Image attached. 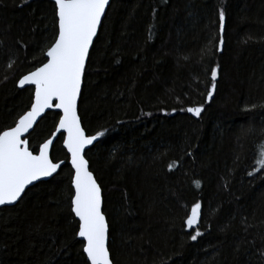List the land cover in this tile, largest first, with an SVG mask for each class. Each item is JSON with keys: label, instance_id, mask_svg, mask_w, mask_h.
Listing matches in <instances>:
<instances>
[{"label": "trees", "instance_id": "trees-1", "mask_svg": "<svg viewBox=\"0 0 264 264\" xmlns=\"http://www.w3.org/2000/svg\"><path fill=\"white\" fill-rule=\"evenodd\" d=\"M56 34L52 0H0V130L30 108L33 88L18 81L46 62L41 50ZM213 68L217 88L206 103ZM201 105L199 118L181 111ZM78 114L86 135L105 133L85 158L103 192L113 264H264V174L255 167L264 145V0H112ZM58 119L48 112L38 122L30 149ZM62 140L51 152L64 161L59 172L0 208V264H86ZM197 202L200 222L189 229Z\"/></svg>", "mask_w": 264, "mask_h": 264}, {"label": "snow or ice", "instance_id": "snow-or-ice-1", "mask_svg": "<svg viewBox=\"0 0 264 264\" xmlns=\"http://www.w3.org/2000/svg\"><path fill=\"white\" fill-rule=\"evenodd\" d=\"M57 34L54 41L41 52L46 62L24 75L18 86H34V100L29 111L20 115L14 126L0 130V206L15 205L21 201L30 185L45 178L54 177L63 162L50 158L53 139H47L38 149L29 145L30 129L46 110L58 109L56 133L63 138V146L69 154L73 170L71 181V211L78 219V237L83 242L86 264H113L108 247V224L102 211L101 187L89 170L85 150L99 137L86 135L78 114L89 50L97 36L109 0H54ZM225 13L219 12V30L224 31ZM224 41L221 36L219 45ZM222 50V49H218ZM218 70L211 69L210 87L205 102H210L217 88ZM187 111L199 118L204 111L201 106H189ZM28 134V135H26ZM38 152V154H34ZM256 171L264 174V145L255 154ZM171 171V166L169 167ZM248 175H253L249 172ZM198 183V182H197ZM201 204H193L186 225L192 229L200 222ZM199 231L191 235L196 241Z\"/></svg>", "mask_w": 264, "mask_h": 264}, {"label": "water", "instance_id": "water-1", "mask_svg": "<svg viewBox=\"0 0 264 264\" xmlns=\"http://www.w3.org/2000/svg\"><path fill=\"white\" fill-rule=\"evenodd\" d=\"M53 1V3H54V0H52ZM111 1L112 0H109V5H110V3H111ZM109 7V6H108ZM108 7L106 8V11H105V14H106V12H107V9H108ZM104 18V17H103ZM103 18H102V21H103ZM101 24H102V22H101ZM100 27H101V25H100ZM100 27L98 28V32H97V35H98V33H99V30H100ZM96 38H97V36L94 38V41H93V44H94V42H95V40H96ZM93 44H92V46H93ZM92 46L90 47V50H89V55H90V52H91V49H92ZM47 59V58H46ZM87 63H88V61H87ZM42 66V65H41ZM86 67H87V64H86ZM86 71V70H85ZM29 74V73H28ZM27 75V74H26ZM22 78V77H21ZM83 80H84V77H83ZM83 80H82V86H81V93H82V88H83ZM27 87H32L33 88V98H32V102H33V100H34V86H31V85H26L24 88H27ZM18 88L19 89H24V88H20L19 86H18ZM80 97H81V95H80ZM80 97H79V99H78V106H79V101H80ZM32 104V103H31ZM30 108H31V106H30ZM30 108L27 110V111H29L30 110ZM26 111V112H27ZM58 109H55V108H53V109H49V110H46V112L42 115V116H40V117H38L37 118V123L33 126V129L35 128V126L38 124V122L48 113V112H56V113H58ZM25 112V113H26ZM57 124H58V122H57ZM57 126V125H56ZM33 129H30L29 131H30V133L33 131ZM55 130H56V128H55ZM55 130H54V132L53 133H55ZM53 133H52V135H51V139H53V145H54V143L56 142V140L58 139V137L59 136H61V134L60 133H56V135H55V137H53ZM26 135H28V134H26ZM49 138V139H50ZM98 141V139L96 140V141H94L93 142V144L92 145H90V146H88V148L85 150V153H86V151H88L96 142ZM53 145L51 146V148H50V158H51V152H52V148H53ZM62 148L66 151V153H67V150L64 148V146H63V140H62ZM34 154H38V152L37 153H34ZM67 155H68V164H69V166L71 167V165H70V163H69V159H70V157H69V154L67 153ZM59 162H61V161H59ZM63 162V164H62V166L64 165V161H62ZM89 164V163H88ZM61 166V167H62ZM89 170H90V168H89ZM58 172H59V170H58ZM57 172V173H58ZM72 172H73V170H72ZM56 173V174H57ZM56 174H54V176L56 175ZM94 176V175H93ZM53 177H49V178H45V179H43V180H41V181H38V182H36L34 185H30L29 186V188L28 189H30V188H32V187H34L35 185H37L38 183H41V182H46V181H49V180H51ZM94 178H95V176H94ZM28 189H26V191L28 190ZM101 194H102V211H103V192H102V189H101ZM19 202V201H18ZM17 202V203H18ZM16 203V204H17ZM15 204V205H16ZM15 205H5V206H0V208H3V207H12V206H15ZM73 215H74V213H73ZM75 217V216H74ZM75 219H76V221L78 222V219L75 217ZM106 221H107V219H106ZM107 224H108V222H107ZM109 228V227H108ZM108 235H109V232H108ZM79 238V237H78ZM80 239V238H79ZM109 242V236H108V241H107V243ZM86 256V255H85Z\"/></svg>", "mask_w": 264, "mask_h": 264}]
</instances>
